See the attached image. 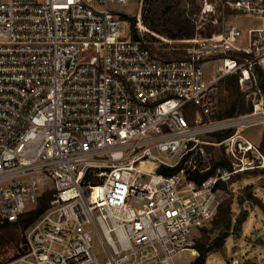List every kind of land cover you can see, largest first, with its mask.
<instances>
[{"label": "built area", "instance_id": "obj_1", "mask_svg": "<svg viewBox=\"0 0 264 264\" xmlns=\"http://www.w3.org/2000/svg\"><path fill=\"white\" fill-rule=\"evenodd\" d=\"M131 1L0 0V223L51 195L0 264H176L199 254L225 189L264 172L245 136L264 126V0L228 2L259 21L245 40L203 25L172 61L134 38ZM230 76L249 108L224 117ZM240 252L228 264H246Z\"/></svg>", "mask_w": 264, "mask_h": 264}, {"label": "rangeland", "instance_id": "obj_2", "mask_svg": "<svg viewBox=\"0 0 264 264\" xmlns=\"http://www.w3.org/2000/svg\"><path fill=\"white\" fill-rule=\"evenodd\" d=\"M230 1L232 0H195L194 3L185 2L184 5H181V11L194 23L195 31L201 26H207L211 23L216 27V31L221 32L225 26L234 23L243 31V39L245 40L248 29L257 26L259 21L256 18L244 15L237 18L228 4ZM141 2L142 0H132L126 5V15L129 17H138L139 19L142 6ZM203 9H208L210 12L204 13ZM139 29L141 32L149 31L146 27ZM152 34L159 39L154 42L155 46H160L163 43L176 47H183L185 45L174 40L170 42V39L161 37L156 33ZM222 93V109H225L232 100L231 93L225 89V83L222 85ZM245 136L255 142L261 143L264 136V126L249 128L245 131ZM217 155L221 156V153L218 151ZM241 178L247 179L243 185H252L251 192L253 196L257 197L264 205V172L260 171L256 173L253 178L250 174L243 175ZM252 182L253 184H249ZM245 191L246 189H240L238 187L235 188V191L225 189L222 202L227 199L232 200L231 208L235 210L234 220L246 211L248 212V218L242 225L241 236L233 234L228 237L220 251L208 254L205 264H228L232 252L238 250L241 252L236 257L243 259L246 264H264V211L259 204L251 202L250 199L241 202V197L243 198L246 195ZM213 222L196 232V242L204 235L203 229L211 231L212 239L217 235L218 231L212 230ZM21 237L22 231L19 227L8 226L0 228V260L6 261L17 252L18 247H20ZM198 255L194 256L190 250H185L176 256L175 262L176 264H191Z\"/></svg>", "mask_w": 264, "mask_h": 264}, {"label": "trees", "instance_id": "obj_3", "mask_svg": "<svg viewBox=\"0 0 264 264\" xmlns=\"http://www.w3.org/2000/svg\"><path fill=\"white\" fill-rule=\"evenodd\" d=\"M194 1L195 0H142L139 19L138 17H129L128 15H125V17L133 23L134 38L143 40L145 42V47L150 50L153 57L164 61L185 59L187 58V51L184 46L176 47L170 46L166 43H163L160 46H155L154 42L158 41L159 39H157V37H155V35L152 33H156L157 35L170 40L193 38L196 34L195 25L192 23L190 18L185 16L183 11H181V5H184L185 2L194 3ZM139 20L149 31H140L139 27L137 26V22ZM214 32L219 31H216V27L209 23L206 26V30L202 31V35L210 36ZM228 56L241 60L244 59L247 54L243 52H229ZM257 71L261 78L262 72L259 67L257 68ZM224 83L225 89L229 90L232 95V100L229 105L223 109L220 116H234L240 112L247 111L249 107L247 105L244 93H242L239 88L237 78L235 76H230L226 78ZM263 145L264 136L261 142V146ZM176 171V169L166 167H161L159 169V172L167 175H172ZM251 186L252 185H247L244 188L246 189V195L243 198L241 197V202H245V200L250 199L251 202L259 204L264 211V205L262 202L257 197L253 196L251 192ZM50 196V193H45L40 198L38 206L35 209L25 213L17 222L13 223L6 221L4 223H0V228L15 226L21 229L22 237L20 239V247H18V249H21L25 229L46 209ZM231 203V199H227L226 201L220 203L217 218L214 220L212 227V230L218 231V233L212 239L211 231L203 229L204 235L202 238L197 240L195 246L199 255L191 262V264H205L208 254L220 251L228 237L233 234L241 236L242 225L248 218V212H244L234 220L235 210L231 208Z\"/></svg>", "mask_w": 264, "mask_h": 264}, {"label": "bare ground", "instance_id": "obj_4", "mask_svg": "<svg viewBox=\"0 0 264 264\" xmlns=\"http://www.w3.org/2000/svg\"><path fill=\"white\" fill-rule=\"evenodd\" d=\"M191 253H192V255H196V251H194V250L191 251Z\"/></svg>", "mask_w": 264, "mask_h": 264}]
</instances>
